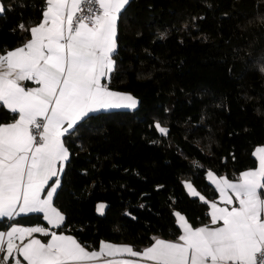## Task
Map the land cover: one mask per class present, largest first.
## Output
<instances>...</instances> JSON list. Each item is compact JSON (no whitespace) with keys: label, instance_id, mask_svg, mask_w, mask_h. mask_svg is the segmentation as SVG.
<instances>
[{"label":"trees","instance_id":"16d2710c","mask_svg":"<svg viewBox=\"0 0 264 264\" xmlns=\"http://www.w3.org/2000/svg\"><path fill=\"white\" fill-rule=\"evenodd\" d=\"M4 2L12 7L0 15V50L20 46L17 25L39 20L44 7V0ZM260 17L264 0H131L118 22L110 87L139 104L93 114L67 139L70 160L54 200L67 217L65 233L97 249L104 240L140 250L153 237L177 238V211L193 227L208 222L209 206L185 182L213 201L207 171L237 177L256 166L253 150L264 145ZM14 118L0 106V123ZM155 121L169 128L167 136ZM100 201L104 215L96 211ZM18 222L46 226L38 214Z\"/></svg>","mask_w":264,"mask_h":264},{"label":"snow or ice","instance_id":"6c2138e0","mask_svg":"<svg viewBox=\"0 0 264 264\" xmlns=\"http://www.w3.org/2000/svg\"><path fill=\"white\" fill-rule=\"evenodd\" d=\"M130 2L44 0L39 20L17 25L21 46L0 50V106L15 114L13 122L0 123V264H264V147L253 153L258 167L238 177L207 171L223 206L185 182L189 194L209 206L210 224L193 227L177 211L175 241L153 237L134 250L101 240L97 249L65 234L67 217L54 200L70 160L67 139L93 114L139 104L110 87L118 70V22ZM11 7L0 0V15ZM259 71L264 74V62ZM154 127L161 136L170 131L160 121ZM106 207L98 204L97 212L104 215ZM32 214L46 226L18 222ZM124 215L137 219L127 209ZM37 233L49 239L42 242Z\"/></svg>","mask_w":264,"mask_h":264},{"label":"crops","instance_id":"0c3cea01","mask_svg":"<svg viewBox=\"0 0 264 264\" xmlns=\"http://www.w3.org/2000/svg\"><path fill=\"white\" fill-rule=\"evenodd\" d=\"M21 46V45H20ZM17 47H19V46H17ZM16 48V47H15ZM14 49V48H13ZM22 83V85L23 86H25V87H36L37 85H35L33 82H31V81H23V82H21ZM13 122V121H12ZM10 123V122H9ZM257 147H264V145H258V146H256L255 148H254V150H253V153L255 152V150H256V148ZM254 156V155H253ZM254 158L256 159V166L255 167H253V168H249V169H246V170H253V169H255L256 167H258V159L256 158V156H254ZM245 171V170H244ZM243 172V171H242ZM241 173V172H240ZM239 173V174H240ZM239 174H238V176H239ZM225 176V175H224ZM237 176V177H238ZM206 180L210 183V181L207 179V175H206ZM211 184V183H210ZM212 185V184H211ZM213 187H214V185H212ZM215 188V187H214ZM198 191V190H197ZM189 192V191H188ZM217 192V191H216ZM201 193V192H200ZM201 195H203L202 193H201ZM213 201H215V202H217L218 203V205L219 206H223L221 203H220V201H219V198H218V192H217V197H216V199L215 200H213ZM209 212H210V208H209ZM176 218V217H175ZM176 222H177V218H176ZM178 224V223H177ZM208 224H210V216H209V219H208V222L206 223V224H202V225H208ZM202 225H199V226H202ZM22 226H24V225H22ZM33 226H35V225H33ZM41 226H43V225H41ZM199 226H196V227H199ZM65 234H68V233H65ZM181 234V230H180V233H179V235ZM36 238H38V239H41L42 240V242H46L47 241V239H49V237H43L42 235H40V234H33ZM71 235V234H70ZM178 235V236H179ZM177 236V237H178ZM177 238H175V239H172V241H175ZM166 240H171V239H166ZM108 242V241H107ZM116 244H126V243H116ZM128 245H130V244H128ZM132 246V245H131ZM149 246V245H148ZM143 249V248H142ZM134 250H137V249H135L134 248ZM141 250V249H140ZM22 259V258H21ZM25 264H26V262H25Z\"/></svg>","mask_w":264,"mask_h":264},{"label":"rangeland","instance_id":"374dc122","mask_svg":"<svg viewBox=\"0 0 264 264\" xmlns=\"http://www.w3.org/2000/svg\"><path fill=\"white\" fill-rule=\"evenodd\" d=\"M100 203H104V204H105V202L100 201V202L97 203V205L100 204ZM96 211H97V206H96ZM104 212H105V210H104ZM97 213H98V212H97ZM98 214H99V213H98Z\"/></svg>","mask_w":264,"mask_h":264}]
</instances>
